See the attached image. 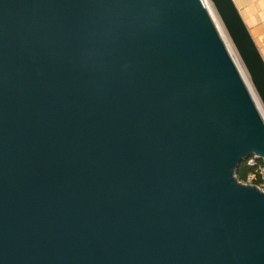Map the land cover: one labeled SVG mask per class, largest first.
I'll list each match as a JSON object with an SVG mask.
<instances>
[{"label": "water", "instance_id": "water-1", "mask_svg": "<svg viewBox=\"0 0 264 264\" xmlns=\"http://www.w3.org/2000/svg\"><path fill=\"white\" fill-rule=\"evenodd\" d=\"M250 156L264 120L203 0H0V264H264Z\"/></svg>", "mask_w": 264, "mask_h": 264}, {"label": "built area", "instance_id": "built-area-1", "mask_svg": "<svg viewBox=\"0 0 264 264\" xmlns=\"http://www.w3.org/2000/svg\"><path fill=\"white\" fill-rule=\"evenodd\" d=\"M217 30L219 31L223 41H224V44L233 60V62L235 63L239 73L241 74V77L243 78L246 86L248 87L251 95H252V98L264 120V108L261 104V102L259 101V98L254 90V88L252 87V84L249 80V77H248V74L231 42V40L229 39L227 33L225 32L220 20H219V17L213 7V5L211 4V2L209 0H203ZM249 163L250 164H253L254 160L252 158H250L249 160ZM259 171H260V176H261V181L259 183H254L252 180H253V177L251 176L247 182H244L246 184H251V185H254L255 187H257L259 190L263 191L264 192V160H263V164L259 167Z\"/></svg>", "mask_w": 264, "mask_h": 264}, {"label": "crops", "instance_id": "crops-1", "mask_svg": "<svg viewBox=\"0 0 264 264\" xmlns=\"http://www.w3.org/2000/svg\"><path fill=\"white\" fill-rule=\"evenodd\" d=\"M264 59V0H233Z\"/></svg>", "mask_w": 264, "mask_h": 264}, {"label": "trees", "instance_id": "trees-1", "mask_svg": "<svg viewBox=\"0 0 264 264\" xmlns=\"http://www.w3.org/2000/svg\"><path fill=\"white\" fill-rule=\"evenodd\" d=\"M254 160L253 164L249 163V159ZM263 164V160L260 158H255L250 156L249 158L240 162V164L235 169V176L241 182H247L252 176L254 183H259L261 181L259 167Z\"/></svg>", "mask_w": 264, "mask_h": 264}]
</instances>
